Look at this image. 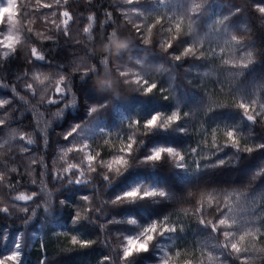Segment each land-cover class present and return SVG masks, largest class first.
<instances>
[{
    "label": "trees",
    "instance_id": "trees-1",
    "mask_svg": "<svg viewBox=\"0 0 264 264\" xmlns=\"http://www.w3.org/2000/svg\"><path fill=\"white\" fill-rule=\"evenodd\" d=\"M149 2L141 0L142 4L146 3L144 7L151 10ZM260 2L264 3V0H202L200 10L190 13L194 23L190 24L189 20L184 19L180 39L172 40V49L166 50V44L165 47L160 44L174 34L167 29H174L176 20H165L164 17H179L180 14L174 10H187L192 0H171L173 11L164 9L147 16L141 24L144 39L149 41L147 44L136 31L135 26L140 23V18L131 13L126 16L121 10L129 7L124 0H68L64 8L73 14L68 36L56 31L50 23L43 22L39 14L33 11L35 0H18L19 4L26 6L20 9V25L25 29L33 28L34 33L54 36L55 39L25 32L31 39L22 36L16 53L0 64V99L10 101L0 108V120L4 121L0 124V165L5 174V181L0 184V208H9L7 214L0 212V258L9 255L14 244L19 242L21 264H89L87 260L90 264H100L103 256L115 257L122 250L123 237L138 231V228L125 222L126 216H133L140 226L163 217H167L169 222L185 223V231L180 234V239L163 245L166 248L180 246L184 249V241L188 244L194 242L189 252H182V260H191L193 264H240L238 260L217 256L218 248L202 247L205 240L212 245L217 240L212 234L201 233L191 216V202L196 201L202 193H216L220 198L228 199L229 203L238 196L264 195L260 193L264 190V150L237 153L230 147H223L214 156L204 159L199 171L176 169L175 161L168 158L169 162L165 160L155 166L140 165L134 160L133 166L124 175L99 168L97 172L86 171L83 178H87L88 183L81 185L66 184L56 175L63 174L65 160L76 162L72 158L79 156L74 150L67 155L63 151L64 146L71 147L64 140V133L75 124L86 130L89 136L87 142L98 146L96 150L101 158L105 161L114 158L115 147L108 146V137L98 132L97 118L105 132L110 130V136H125L129 121L139 120L143 123L157 113L162 118L173 112L180 114L179 124L174 123L172 127L187 130H157L143 137L145 144L135 153L138 154L137 159L158 146L177 148L183 155L184 149L194 147V129L199 130L200 126L208 124H229L242 129L245 134L240 139L242 146L264 143V115H257V122L252 124L237 107L242 100L251 103L254 99L258 112L260 105L264 104V87H261L264 86V15L259 13L257 7L264 4ZM41 11L50 12L53 9ZM33 16L35 23L29 24L28 20ZM89 16L93 17L92 21L88 20ZM224 18H227L229 31L242 42L243 48L234 42L214 44L212 40L199 36L205 31L218 34L217 30L225 27L220 23ZM55 19L59 21V12ZM156 19H160L161 24H157L149 33L147 29ZM240 22L241 26H238ZM89 23L92 24L90 35L84 32ZM0 31H6V26L0 25ZM113 32L128 44L120 57L108 55L107 38ZM193 39L202 53L199 59L182 57L176 61L171 58V53L180 54ZM33 46L50 61V67L42 69L46 75L53 80L57 75H64L65 82H70L72 97L75 98L74 108L64 109L57 115L63 105L47 103L49 96H54L55 87L49 81H45L44 85H33L35 97L25 94V81L28 79L25 73L31 76L36 64L35 61L29 63L30 48ZM207 48L213 49L216 54L204 52ZM248 52L252 53V63L248 69L231 67L237 60L246 61ZM122 69L129 70L130 75L121 77L119 72ZM137 76L148 80L149 84H157L153 93L145 94L143 83H123L125 80L134 81ZM106 79H110L114 90L119 92L118 98L113 92L101 91L97 87ZM232 87L249 89V92L231 93L229 90ZM228 92V97L222 94ZM183 94L190 99L179 101ZM208 103L214 106L210 114L205 111ZM91 105L106 107L90 116ZM141 132L143 129H137V133ZM21 135L25 140L20 139ZM97 136L101 138L96 139ZM28 138L34 143L26 145ZM105 140H108L107 144ZM223 143L226 141L220 142ZM209 146H214V143L210 142ZM24 147L28 151H23ZM221 158L225 160L224 165L213 166V160ZM244 168H249V173L239 175ZM100 171L109 176L110 182L98 176ZM63 175L67 179V175ZM17 180L14 185L8 183ZM140 184L163 189L168 193V198H157L160 199L157 203L141 201L135 205L110 201ZM33 193H36V197L27 202L29 212L25 213L22 209L26 202L14 198ZM85 195L88 196L87 200L84 199ZM185 211L189 212L187 217L183 216ZM77 213L79 221L75 219ZM87 217H92L93 222L89 223ZM262 237L250 243L255 245V249L250 247L246 254L250 257L248 264H264V251H260L264 249ZM74 240L81 243H73ZM84 240L93 243L90 247H83ZM207 252H212V260L207 259ZM136 259L135 264H155V255L151 251Z\"/></svg>",
    "mask_w": 264,
    "mask_h": 264
},
{
    "label": "snow or ice",
    "instance_id": "snow-or-ice-1",
    "mask_svg": "<svg viewBox=\"0 0 264 264\" xmlns=\"http://www.w3.org/2000/svg\"><path fill=\"white\" fill-rule=\"evenodd\" d=\"M149 3L152 5L151 10L145 8L144 5L146 3L142 4L141 0H124V4L128 5L129 7L121 9L126 16L128 13H131L140 18V23L136 24L135 27L136 31L140 33L142 39H144V36L141 24L145 21L147 16L154 12L159 13L164 9L173 11V8L171 7V0H150ZM201 3L202 0H192V3L187 8V10H174L175 13L180 14L179 17H176L175 15L173 17H164L165 20L175 19L176 23L174 29H167V31L173 32L174 34L171 35L167 41L161 42V47H165L166 44V50L172 49L173 45L171 41L180 39L182 21L187 19L189 20L190 24L194 23L193 16L190 15V13H197L201 8ZM65 5H68V0H35L33 11L39 14L45 24L50 23L54 26L56 31L63 33L64 36H68L69 24L73 21V14L64 8ZM21 7L26 8V6L19 4L18 0H7L6 5L0 4V25L6 26V31H0V64H2L3 60L13 56L16 53L17 45L22 43V36H24L25 39H31V36L25 35V32L27 34L44 36L45 39L49 40L55 39V37L51 35L45 36L43 32L34 33L33 28L31 27H26L25 29L24 26H21L20 20L18 19V17L21 16ZM257 7L259 13L264 15V6L257 5ZM62 8L64 10L60 11ZM41 9H53V11L43 12ZM236 11H239V9H236ZM57 12H59V21L55 19ZM25 15H27V11H25ZM49 17H52L53 19L49 20ZM226 19L227 18H224L220 21L221 24H225V27L222 30H217L219 37L223 39L226 44H231L234 42L236 45L243 48L244 45L242 42L229 31L226 25ZM88 20L92 21L93 17L89 16ZM28 23H35V17L33 16L30 18ZM157 24H161L160 19H156L155 23L151 24L147 31L150 33L152 28H154ZM91 27L92 24L89 23L88 26L84 28V32L90 35ZM107 39L109 56L115 54L117 57H120L123 53V50L128 48V44L124 40L116 37L115 32H113ZM148 42V40L144 39V43L147 44ZM204 52H211L213 55L216 54L211 48L204 49ZM170 55L172 59L180 61L182 57H193L199 59L202 53H200V50L196 47L195 39H193L191 43L183 48V51L180 54L177 55L175 53H171ZM33 61L36 62L34 66L35 70L32 72L31 76H28V73H25V76L28 77V79L25 81V94H31L33 97H35L36 90L33 85H44L45 81H49L50 84L54 83L55 87L53 89L54 96H49L47 103L53 105H63L60 111L57 112V115H60L64 109L74 108L75 98L72 97L70 82H65L64 75H57L54 80L49 75H46L42 69L50 67V61L46 59L45 54L41 50H38V48L34 46L30 48L29 63H32ZM225 63L228 62L225 61ZM250 63H252V53L248 52L246 54V61L237 60L232 63L231 67L248 69ZM57 67L59 68L60 66L58 65ZM88 71H92V69H88ZM240 74L241 73H236V75ZM119 75L121 77L129 76L130 72L129 70L122 69L120 70ZM132 75L135 74L132 73ZM131 82H134L137 85L143 83V85H145L143 89L145 94H151L157 88L156 83L153 82L149 84L148 80L139 76H137L134 81H123V83ZM97 87L101 91L113 92L116 98L119 96V92L114 90L110 79L101 81ZM42 91H46V89H42ZM12 98L15 99V96ZM41 99H43V97H41ZM9 103L10 101L8 99H0V108H4ZM256 103L257 101L254 99L251 101V103L242 100L237 105V107L242 110L243 117L252 124L257 122V115H264V104L260 105L257 112L254 107ZM104 107H106V105H91L89 107V115L91 116L93 113H98V110L103 109ZM213 108V104L208 103L205 111L210 114L213 112ZM253 112H257V114H250ZM180 119V114L178 112H173L172 115H169L165 118H162L161 115L157 113L152 115L143 123H141L139 120L129 121L128 132L126 135H118L116 137V141L119 146L114 150V158L107 161L100 157L99 151L96 150L98 146L94 147L87 142L89 136L86 134V130L80 128L78 124H75L69 131L64 133V140L68 141V144L71 145V147L64 146L63 151L64 155H67L68 152L74 150L79 154V156L72 158L76 162H69L67 160L64 161L65 166L62 168V173L67 175V179H65L64 175L61 173H57L56 178L63 180L64 183L69 185H81L82 183L87 184V178H83L86 171L97 172V169L99 168L107 169L108 172H114L117 175H124V173L133 166L134 160L140 165L155 166L165 160L169 162L168 158H171L172 161H175L174 167L176 169H194L199 171L201 169L200 163L194 161L192 164H188L185 156L181 155V152L174 147H153L150 149L148 154L140 159H137L138 154H135L139 152V150L143 148L145 144L143 137L149 136L157 130L164 132L169 130L185 132L187 129L172 127L174 123L178 125ZM3 123L4 121L0 120V124ZM96 127L99 133L110 138V130L109 132H105L104 127L100 126L98 118ZM137 129H143V132L137 133ZM216 131L222 132V139L226 141V143L216 144L215 150L211 151L210 155L214 156L216 151H219L223 147H230L237 153L242 151L252 153L254 151L264 150V143H257L252 147L242 146L240 139H238L239 129L237 128L231 127L229 125H223L222 128L218 126ZM212 135L213 143L215 144L216 132H213ZM70 137L72 139H69ZM100 138V136L96 137V139ZM20 139L25 140V137L21 135ZM74 142L76 143L74 144ZM33 143L34 141L31 138L26 140V145H31ZM105 143L107 144L108 140H105ZM76 144L79 146H76ZM23 151H28V148L24 147ZM187 152L194 153L196 152V149L189 148L187 149ZM224 163L225 160L221 158L219 160L214 159L212 164L213 166H223ZM97 174L98 176H102L103 180L110 182L109 176L103 171H100ZM4 181V169L3 166L0 165V184H2ZM17 182L18 180L9 181L8 183L14 185ZM35 197L36 193H33L32 195L21 194L15 196L14 199L17 201L26 202L22 210L27 213L29 212L27 202L34 200ZM157 198L167 199L168 193L163 189H156L151 186L140 184L132 187L130 190L125 191L120 195L115 196V198L110 199V201L114 204L125 203L127 205H135L141 201H151L157 203L160 200ZM230 198L231 197H229V199ZM84 199L87 200L88 196L85 195ZM214 200L216 201L215 204H213ZM61 203L63 204V201H61ZM191 203V216L199 225L201 233L204 235L212 234L213 238L217 240L215 245H212L209 240H205L202 244V247L218 248L220 251L217 253V256H226L229 259L240 261V264H248L250 257L246 254L250 251V247L255 249V245H249L246 243V241L249 238H251L252 241H255L264 236V232L261 231V228L264 227V224L258 223L256 219L260 217V213H254V218L251 219L247 218L246 215H240L234 211L233 206L229 203L228 199L220 198L216 193H202L196 201ZM37 206H39V201H37ZM0 212L7 214L9 213V208H0ZM177 215L179 216L180 214ZM188 215V211L183 213L184 217H187ZM75 219L77 221L80 220L78 213ZM87 220L89 223L93 222L92 217H87ZM125 222L138 228V231L123 237L121 242L122 250L117 253L115 257L109 255L103 256L100 264H135L137 257L148 254L150 251L155 255V264H193L191 260L181 259L182 252L185 250L180 246L175 248H166L163 246L166 245L168 241H176L180 239V234L184 233L185 231V223L169 222L167 217H163L162 219L153 220L147 225L140 226L138 220L133 216H126ZM73 243L81 242L74 240ZM92 243L93 242L90 240H84L82 242V246L90 247ZM260 251H264V249H260ZM205 255L209 260L214 258L212 252H207ZM21 256V244L17 242L14 244V249L9 255L4 258H0V264H7L9 261L12 262V264H21Z\"/></svg>",
    "mask_w": 264,
    "mask_h": 264
},
{
    "label": "rangeland",
    "instance_id": "rangeland-1",
    "mask_svg": "<svg viewBox=\"0 0 264 264\" xmlns=\"http://www.w3.org/2000/svg\"><path fill=\"white\" fill-rule=\"evenodd\" d=\"M7 0H0V4L6 5ZM185 7V6H184ZM238 26H241V22L237 23ZM211 24H209L208 26H210ZM199 36H202L205 39H209L212 40L214 44H220L221 42L224 43L225 41L222 39H220V37H218V34L213 35L212 32L210 31H205L204 33L199 34ZM212 36H215L214 38H212ZM262 75V74H261ZM255 82V80L253 81ZM253 89V88H252ZM231 93H235L238 94L241 93L240 91H242L243 93L245 92H249V89H245V88H239V87H232L229 90ZM253 91V90H250ZM224 94V96L228 97L230 96V93H222ZM190 99V97L186 94H183V96L181 97V99L179 101H188ZM206 120H208L206 118ZM211 121V120H209ZM213 121V120H212ZM211 121V122H212ZM223 125H229V124H221V125H211L209 126H200L199 130H196V128L194 129V147L196 149V152L194 153H188L187 149L192 148V147H188L187 149L183 150V155L185 156L186 161L188 162V164H192L194 161L197 163H201L204 161V159H206L207 157L210 156V152L215 150V146L216 144H220V142H222V132H217L216 129L217 127H223ZM216 132V136H215V144L214 146H209L210 142H213V135L212 133ZM119 134V133H117ZM115 136V137H114ZM118 135H113L110 136V138L108 137L109 143L108 146H113L117 148L119 145L116 141V137ZM114 137V138H113ZM245 137L244 131L242 129L239 130L238 132V139H243ZM249 168H244L241 169L239 171V175H246V173H249ZM237 175V174H236ZM233 178L235 177V175L232 176ZM260 193H264V190H262ZM230 204H232L233 209L235 212L239 213L240 215H246L247 218H254V213H260V217L256 218L258 223L264 224V195L263 194H256L250 197H242V196H238L237 199H233V201H230ZM261 231L264 232V227L261 228ZM264 240V237H262ZM252 242L251 238H249L246 243L250 245V243ZM184 243V244H183ZM182 243V246L184 247V250L186 252H189L192 249V244L194 242H189L186 243L185 241ZM201 250V249H200ZM44 251V249H43ZM42 251V252H43ZM86 262H88L90 264V262L87 260Z\"/></svg>",
    "mask_w": 264,
    "mask_h": 264
}]
</instances>
